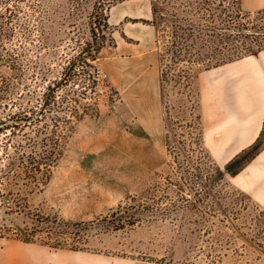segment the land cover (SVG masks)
I'll return each mask as SVG.
<instances>
[{
  "label": "rangeland",
  "instance_id": "1",
  "mask_svg": "<svg viewBox=\"0 0 264 264\" xmlns=\"http://www.w3.org/2000/svg\"><path fill=\"white\" fill-rule=\"evenodd\" d=\"M121 1L0 0V118H14L0 125V249L17 241L106 264H256L258 248L244 242L241 227L254 208L264 211V136L241 154L235 174L219 178L225 165L202 144L204 153L197 150L187 97L172 87L162 146L103 138L121 98L108 75L98 80L105 72L95 58L111 45L107 16ZM151 2L163 18L157 56L173 20L183 29L192 23L188 44L199 61L218 54L225 64L264 49V13H244L236 0ZM136 153L149 159L134 160ZM27 158L54 165L27 172ZM54 217L84 226L51 228ZM58 245L66 248L50 247Z\"/></svg>",
  "mask_w": 264,
  "mask_h": 264
},
{
  "label": "crops",
  "instance_id": "2",
  "mask_svg": "<svg viewBox=\"0 0 264 264\" xmlns=\"http://www.w3.org/2000/svg\"><path fill=\"white\" fill-rule=\"evenodd\" d=\"M241 11L264 9V0H238ZM151 0H125L107 16L111 45L96 51L95 66L107 73L120 96L102 127L103 138L122 139L130 145L160 147L163 117L157 104L159 56L156 27L151 23ZM202 145L211 159L224 166L264 136V49L199 72L195 78ZM144 154V153H143ZM134 160L149 159L137 157ZM2 247V246H1ZM0 264H106L65 250L7 241Z\"/></svg>",
  "mask_w": 264,
  "mask_h": 264
},
{
  "label": "trees",
  "instance_id": "3",
  "mask_svg": "<svg viewBox=\"0 0 264 264\" xmlns=\"http://www.w3.org/2000/svg\"><path fill=\"white\" fill-rule=\"evenodd\" d=\"M238 2V0H236ZM153 19L151 23L156 27L157 33L159 34L158 30V20H162L163 18H160L158 15V12L155 7H153ZM195 12V10H194ZM196 13V12H195ZM198 13V12H197ZM264 13V10L258 11L255 14L259 15ZM206 15V14H205ZM203 11L201 16H205ZM201 17V18H203ZM186 21V20H185ZM174 25H171L173 27L171 31V40L168 43H164L162 53L159 54V90H160V97L163 103V110H164V116H163V123L166 129H168L169 122H170V115H169V107L167 102V97L169 95V91L173 87L175 90V93H185L187 97L188 102V108L190 112V128H191V136L192 140L194 142V145L196 146L197 150L201 153H204L201 144H202V129L200 124V118L197 112L198 109V95H197V89L194 87V79L196 71H202V70H208L214 67H217L224 62H218L216 61V56L218 54L211 55L210 57H203L202 60L199 61L197 57L200 56V53L195 49L193 45H189L188 41H193V25L192 23H188L186 27L183 29L181 24L175 20L172 21ZM158 37V36H157ZM219 43V39H218ZM219 47V46H218ZM257 53V52H256ZM256 53H253L255 55ZM215 60V62H214ZM186 62L189 63V67L187 69H182L180 66H182V63ZM201 64L202 67L198 70H194L192 65ZM178 73H174V72ZM30 120V119H27ZM10 122H14V118H0V125H4ZM6 126H9L6 125ZM3 127L0 128V130ZM167 139V138H166ZM256 145L249 148L252 149ZM247 150V151H249ZM246 151V152H247ZM244 152L243 154H245ZM243 155H239L236 158H234L231 162L225 165V167L221 170L220 168H217L216 173L218 174L219 178L223 176V172H227L230 174H235L237 170H232L234 166L238 165V163L243 158ZM41 164H45V167H52L54 165L53 161H49L48 163H44L38 160H34L32 158L22 159L21 161V167L27 171L31 172V169L33 168L35 171H39V166ZM9 167V166H8ZM49 170V169H48ZM50 175L47 177L50 179ZM0 198H2L0 196ZM3 203V200H2ZM0 201V205H2ZM7 210L13 211L12 206H8ZM253 217L250 219V223H243L241 229L245 230V233H242L241 236L245 243H251L253 242V246L258 248V254L254 258V261H256V264H264V211H258L256 208H254V214H252ZM53 222L55 224V229H62V228H76L80 229L84 226L83 223H66L61 220H59L57 217L53 218ZM0 230L1 227H0ZM246 230H252L251 235H248ZM251 236V238H250ZM52 248H66L61 245L58 246H50ZM72 251H78L77 248H69ZM245 264H250V261H247Z\"/></svg>",
  "mask_w": 264,
  "mask_h": 264
},
{
  "label": "built area",
  "instance_id": "4",
  "mask_svg": "<svg viewBox=\"0 0 264 264\" xmlns=\"http://www.w3.org/2000/svg\"><path fill=\"white\" fill-rule=\"evenodd\" d=\"M97 77H98V80H102V79H105L107 77V74L98 72Z\"/></svg>",
  "mask_w": 264,
  "mask_h": 264
}]
</instances>
